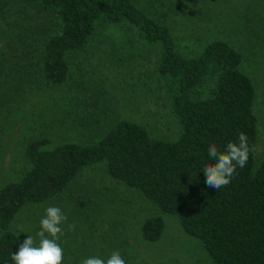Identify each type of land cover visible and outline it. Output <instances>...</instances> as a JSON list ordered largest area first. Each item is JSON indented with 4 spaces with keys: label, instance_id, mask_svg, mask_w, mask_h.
Instances as JSON below:
<instances>
[{
    "label": "trees",
    "instance_id": "trees-1",
    "mask_svg": "<svg viewBox=\"0 0 264 264\" xmlns=\"http://www.w3.org/2000/svg\"><path fill=\"white\" fill-rule=\"evenodd\" d=\"M157 16L160 21L133 0H0V103H12L24 88L62 85L70 74L67 55L85 51L97 29L125 24L160 45L156 73L171 93L170 110L180 127L173 142L152 139L142 126L122 121L91 145L46 150L47 139L29 143V169L18 182L0 186V264H12L11 253L22 243L8 231L18 211L62 193L76 174L97 163L162 213L176 216L214 264H264V157L254 164L256 90L241 70L244 58L221 39L194 57L185 55ZM259 20L264 28V18L248 23ZM4 122L0 113V135ZM240 132L250 148L246 166L236 169L227 186L208 188L202 169L214 163L209 144L223 151L238 142ZM163 227L161 217H150L141 236L158 241Z\"/></svg>",
    "mask_w": 264,
    "mask_h": 264
},
{
    "label": "rangeland",
    "instance_id": "rangeland-1",
    "mask_svg": "<svg viewBox=\"0 0 264 264\" xmlns=\"http://www.w3.org/2000/svg\"><path fill=\"white\" fill-rule=\"evenodd\" d=\"M133 1L155 19L161 15L185 55H198L214 39L240 52L241 70L256 90L257 137L252 152L254 164H260L264 157V28L261 20L253 21L255 26L248 22L264 18V1ZM156 5L162 7L156 9ZM248 8L251 11L243 13ZM160 52L158 43L146 42L136 29L107 25L97 29L85 51L67 55L70 74L65 83L24 88L12 103H0L5 119L0 135V186L18 182L29 169L25 149L33 141L47 139L46 150L64 143L91 145L122 121L142 126L152 139L177 140L180 127L170 110L171 93L156 73ZM50 206L59 207L66 216L57 241L64 251L63 264H80L89 257L106 260L113 251H119L126 264H214L201 242L183 232L176 216L162 213L137 189L111 178L105 163L80 171L57 196L25 204L8 231L22 243L28 235L35 236ZM154 216L162 218L164 227L160 239L149 242L142 238L140 227Z\"/></svg>",
    "mask_w": 264,
    "mask_h": 264
},
{
    "label": "clouds",
    "instance_id": "clouds-1",
    "mask_svg": "<svg viewBox=\"0 0 264 264\" xmlns=\"http://www.w3.org/2000/svg\"><path fill=\"white\" fill-rule=\"evenodd\" d=\"M238 142H229L223 151L215 144H209L207 153L214 163H206L202 169L205 184L215 191L227 186L239 167L243 169L249 158L248 137L245 133L237 134ZM66 216L61 209L50 206L45 209L39 221V231L35 236L28 235L18 247V251L11 253L12 264H63L64 251L57 242L63 235L61 224ZM80 264H126L119 251H113L105 260L100 257H89Z\"/></svg>",
    "mask_w": 264,
    "mask_h": 264
}]
</instances>
